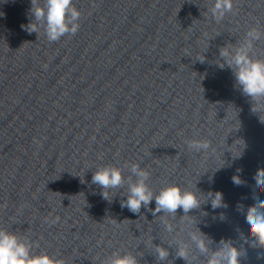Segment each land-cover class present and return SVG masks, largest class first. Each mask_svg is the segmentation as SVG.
<instances>
[{"label":"clouds","instance_id":"obj_1","mask_svg":"<svg viewBox=\"0 0 264 264\" xmlns=\"http://www.w3.org/2000/svg\"><path fill=\"white\" fill-rule=\"evenodd\" d=\"M30 14L34 18L26 26L29 33L35 32L38 35L40 30L49 42H56L66 35H75L80 27V11L73 5V0H31ZM207 11L217 21H221L225 15L233 11V0H213ZM261 31L256 28L248 30L236 45H227L220 48L219 57L223 61L218 63L219 67H229L242 94L249 97L252 103L251 110L259 114L261 123H264V59L254 56V45L261 40ZM205 59H201L203 62ZM187 148L194 152H206L210 148L207 140L186 141ZM122 169L108 165L98 168L92 175L91 182L98 185L101 195L105 200L111 201L110 193L124 188L127 183L126 199L121 201V207L127 208L134 214H139L142 206L147 208L155 200V209L151 210L155 216L157 213H165L175 216L178 209L185 214L200 207V197L197 192L182 189L177 184H170L162 188L158 194L150 189L147 181L150 173L141 169L139 164H132L130 171L135 176L125 180ZM254 189L264 192V168L256 171L254 177ZM232 181L236 186L245 184L239 175H234ZM208 198L213 209L226 207L223 203V196L220 192H209ZM255 203L247 208L246 223L250 226L251 241L243 237L245 243L252 248L264 249V200L253 194ZM238 211L243 210L242 205L237 206ZM221 215V219H223ZM171 228H169V231ZM192 239L202 254L208 256L207 264H240V258L246 256L243 248L234 246L232 240L222 239L215 251L209 254L208 244L211 243L203 234L193 235ZM34 245L27 239H22L15 232L0 229V264H65L58 257L50 256L47 253L36 254L33 252ZM158 259L163 261L169 255L168 251L160 246L156 247ZM179 258L187 260V252L184 247L177 251ZM258 258H264V253ZM101 264H138L137 258L131 253L113 252L110 256L101 261Z\"/></svg>","mask_w":264,"mask_h":264}]
</instances>
